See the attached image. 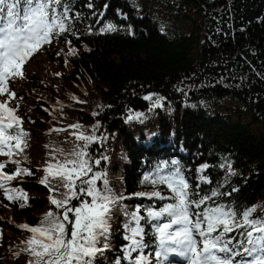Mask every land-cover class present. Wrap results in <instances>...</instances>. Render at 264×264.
<instances>
[{"label": "trees", "instance_id": "16d2710c", "mask_svg": "<svg viewBox=\"0 0 264 264\" xmlns=\"http://www.w3.org/2000/svg\"><path fill=\"white\" fill-rule=\"evenodd\" d=\"M63 2L71 9V31L27 59L22 79L7 82L15 99L0 96L28 134L22 152L0 155L4 172L21 170L6 187L27 196L26 204L23 198L9 201L0 189V264H29L23 242L32 234L19 225L37 226L49 211H64L49 200L63 199L61 179L41 181L49 164L76 158L71 153L82 149L81 133L96 139L85 157L92 172L75 181L76 191L87 187L82 180L103 173L96 188L102 191L107 180L113 193L124 196L111 210L110 248L94 264L122 258L125 211L139 208L146 217L148 209L170 202L137 194L170 196L166 185L153 186L144 177L159 165L170 170L173 160L193 193H221L208 206L223 204L237 213L251 207L254 218L264 217V0ZM108 25L115 30L102 31ZM69 48L75 53L69 55ZM79 195L69 207L91 202ZM155 223L140 221L150 264H156ZM230 235L243 239L239 231ZM185 263L175 255L164 262Z\"/></svg>", "mask_w": 264, "mask_h": 264}, {"label": "snow or ice", "instance_id": "6c2138e0", "mask_svg": "<svg viewBox=\"0 0 264 264\" xmlns=\"http://www.w3.org/2000/svg\"><path fill=\"white\" fill-rule=\"evenodd\" d=\"M70 12L63 0H0V96L6 94L8 100L16 98L7 82L16 77L22 79V66L27 59L56 36L71 31L73 17ZM114 30L112 25H108L102 31ZM74 53L75 49L69 48L68 54ZM144 99L151 100L152 97L145 96ZM160 99L155 101L156 106H159ZM8 100L0 101V155L11 157L23 151V137L28 134L20 128L21 120L15 115V108L8 107ZM141 115L136 113L137 117ZM71 127L78 128L79 125ZM76 138L85 141L80 151L71 153L76 158L49 164L44 169L47 175L41 181L45 183L48 176L61 179L60 186L66 189L61 193L63 199L50 196L49 200L64 211H49L37 226L19 225L32 234L23 242L26 245L23 251L32 257L29 264H94L96 256L110 248L111 210L124 196L113 193L107 186V180L102 191L96 188L95 181L101 179L103 173H93L90 179L82 180L87 187H79L76 191L75 181L92 172L85 157L88 156V144L96 137L81 133ZM95 163L99 164V160ZM171 164L175 167L168 171H165L166 165H159L151 178L148 175L144 177L153 186L166 185L170 196L160 191L137 194L170 202L163 203L158 210L148 209L146 217L138 215L139 208L124 212L128 218L124 225L127 233L124 239L128 243L122 248V258L116 259L115 264H121V260L128 264H150L148 256L143 254L148 245L144 242L141 219L156 222L153 225L156 264H164L173 255L184 258L187 264H264V217L254 218L255 208L251 207L237 213L231 206L223 204L208 206V202L221 193L218 190L204 196L193 193L178 162L173 160ZM4 168L5 164L0 163V189H3L5 198L9 201L23 198L26 204V194L17 195V189L6 187L7 182L21 174V170L17 168L8 174ZM23 172L30 174L27 170ZM201 180L207 182L206 177L202 176ZM49 191L52 192L53 188ZM78 193L90 196L91 202L81 200L78 206L69 207L73 198H81ZM69 213L74 219L70 220ZM66 221L70 222V229L66 227ZM237 231L243 239L237 240L230 235ZM133 253L137 255L133 256Z\"/></svg>", "mask_w": 264, "mask_h": 264}, {"label": "rangeland", "instance_id": "374dc122", "mask_svg": "<svg viewBox=\"0 0 264 264\" xmlns=\"http://www.w3.org/2000/svg\"><path fill=\"white\" fill-rule=\"evenodd\" d=\"M178 26H179L180 29H184L183 25L179 24Z\"/></svg>", "mask_w": 264, "mask_h": 264}]
</instances>
